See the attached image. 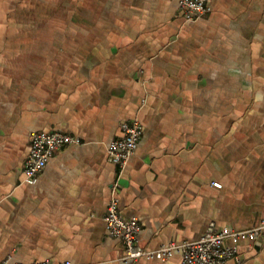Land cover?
<instances>
[{"label":"crops","instance_id":"obj_1","mask_svg":"<svg viewBox=\"0 0 264 264\" xmlns=\"http://www.w3.org/2000/svg\"><path fill=\"white\" fill-rule=\"evenodd\" d=\"M179 2L0 0V264H179L122 261L103 220L116 183L146 249L264 220V0H209L192 22ZM136 118L122 168L107 145ZM41 131L82 142L28 184ZM237 246L240 264H264V232Z\"/></svg>","mask_w":264,"mask_h":264},{"label":"built area","instance_id":"obj_2","mask_svg":"<svg viewBox=\"0 0 264 264\" xmlns=\"http://www.w3.org/2000/svg\"><path fill=\"white\" fill-rule=\"evenodd\" d=\"M179 9L187 21H196L209 10V0H180ZM122 136L112 140L107 145V153L110 161L120 167H124L135 154L139 140L142 136L143 125L139 119L124 121L121 124ZM79 137L62 131L34 132L28 155L23 166L24 182L35 184L40 173L47 167L50 158L61 148L67 145L80 144ZM215 187L222 185L214 182ZM118 183L113 187V196L108 204L103 220L108 231L119 237L125 246L122 261H136L139 259L167 260L174 252H181L182 258L179 264H228L235 260L237 264L242 262L237 243L241 239L255 240L264 232V220L256 226L245 230H233L224 228L218 230L214 221L210 222L206 233L195 241H185L159 249H146L138 243V234L141 224L137 218L123 216L117 198ZM231 241L232 244H229ZM1 264H74L70 260L53 262L50 259L33 262H12V257H7Z\"/></svg>","mask_w":264,"mask_h":264}]
</instances>
